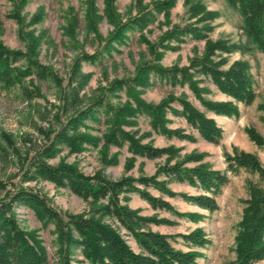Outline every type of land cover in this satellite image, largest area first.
<instances>
[{"label": "trees", "instance_id": "16d2710c", "mask_svg": "<svg viewBox=\"0 0 264 264\" xmlns=\"http://www.w3.org/2000/svg\"><path fill=\"white\" fill-rule=\"evenodd\" d=\"M5 1L13 5L11 18H16L18 11L27 3V0ZM101 1L102 16L97 14L95 0H85L88 5L84 15L85 29L92 32L100 44L97 52L82 54L72 64L65 85L55 96L57 105L50 111L53 122L45 128H36L41 139L36 140L27 133L15 137L0 131V170L2 173L7 172L4 180H0V264H48L46 249L36 232L19 226L15 207L30 211L43 226H52L55 237L54 264H195L199 256L197 252L176 250L171 247L168 236L147 229L148 225H170L172 222L139 216L136 211L120 204V200L135 195L152 210H161L175 217L185 216L195 221L198 215H181L166 201L152 196L147 190L152 189L167 198L178 197L183 203L213 212L217 209L215 197L227 183L226 173L234 175L238 169H243L256 172L260 178H264V169L253 155L236 151L232 156H225L226 167L222 173L203 164L185 166L198 163L201 159L199 154L188 155L183 161L169 165L175 151L140 144L142 139L149 136L148 133L137 136L135 131L129 133L122 129L123 126H135L136 118L141 116L155 135L190 143L195 141L196 136L203 142L216 145L221 139V129L209 115L236 119V105L248 106L252 103L255 94L246 63L237 61L223 69L225 59L220 55L227 53L231 47L223 41L211 42L207 39V33L211 30L208 22L214 14L205 11L198 1L183 0L188 18H193V22L183 27L173 25L151 43L143 32L148 31L158 16L162 17V23H157L158 26L168 25L169 11L176 0H154L148 4L134 0L136 13L130 16L129 9L123 22L112 6L114 0ZM225 2L229 9L240 16V29L246 43L254 46L264 57V0ZM41 17L42 11L38 9L30 21L37 23ZM102 18L113 27L107 38H102L96 29ZM130 32L137 33V41L146 45L151 61H144L141 56L132 78L114 79L106 88L85 93L89 74L81 72L80 63L95 64L102 55L110 58L119 52L118 47L126 44ZM41 36H33L32 31L28 32L24 53L9 50L0 43V90L15 89L23 100L30 101L39 94V86L34 84L32 78L38 82L56 79L51 71L35 60V48ZM185 38L204 41L201 57L190 59L188 66L182 68H163L158 65L163 52L178 49ZM247 44L243 50H249ZM156 82L170 87H185L198 107L187 100L183 91L178 95L169 92L156 104L140 99V94ZM204 82L226 100L206 99L204 95L207 89L199 86ZM120 93L126 100L115 106L110 100L119 99ZM50 112L42 113L36 109L35 113L40 120H45ZM167 115L182 120L188 132L180 128L169 129ZM101 125L103 130L100 138L92 135L91 131ZM245 133L250 142L258 147L264 146L263 140L252 129L247 128ZM98 143L116 149L125 146L131 155L147 160L168 157L154 175L135 179L123 177L108 180L99 173L85 175L63 162L48 164L61 150L78 153L85 146L95 148ZM10 166L15 168V172L7 171ZM15 179L16 182L11 184ZM36 181L50 183L86 201V212L60 214L39 193L22 187V184ZM167 183L184 184L201 193H173L165 187ZM8 186H12L11 190L6 189ZM249 188V199L245 201L233 239L235 259L229 264H253L264 258V188ZM106 217L114 219L129 235L137 248L136 252L128 247L116 231L103 223ZM176 236L190 247H203L208 242L199 229Z\"/></svg>", "mask_w": 264, "mask_h": 264}, {"label": "rangeland", "instance_id": "374dc122", "mask_svg": "<svg viewBox=\"0 0 264 264\" xmlns=\"http://www.w3.org/2000/svg\"><path fill=\"white\" fill-rule=\"evenodd\" d=\"M149 1L154 0H142V4H148ZM195 1H198L205 11L214 14V17L208 22L211 30L207 33V39L211 42L223 41L231 47L227 53L220 55L225 59L222 68L226 69L237 61L246 63L247 73L255 94L252 103L248 106L237 104L238 118L236 119L209 115L221 129V139L216 145L205 143L196 136L195 141L190 143L155 135L150 132L146 119L141 116L136 118L135 126H123L122 129L129 133L135 131L137 136L148 133L149 136L142 139L140 144H148L157 149L170 148L175 151L169 165L183 161L188 155L199 154L201 159L198 163L186 164L185 166L192 167L203 164L211 170L222 173L225 172L226 167L225 156H232L236 151L253 155L261 168L264 169V146L258 147L250 142L245 133V130L250 128L264 142V57L254 46L246 43L240 29L242 26L241 18L235 11L227 7L225 0ZM94 6L98 9L97 14L102 16V1L95 0ZM112 6L122 22L125 20L129 9L130 16L136 13L134 0H114ZM87 7L85 0H27V3L16 14L17 17L11 18L12 3L0 0V43L2 46L9 50L24 53L26 52V34L30 31H32L33 36L41 34V39L35 48V60L56 77L55 80L40 82L32 78L34 84L39 86V94L30 101L23 100L15 89L0 90V131L11 133L15 137L27 133L32 138L40 140L36 128H45L48 123L53 122L50 118L52 114L50 111L57 105L55 96L60 88L65 85L72 64L82 54L90 55L97 52L100 45L93 33L85 29L84 15ZM38 9H41L42 17L37 23H31L30 19ZM193 20V18H188L187 7L183 0H176L169 11V24L158 26L157 23L162 21V17L158 16L156 22L149 26L148 31L143 32V34L149 42L153 43L162 32L170 29L171 26L183 27ZM96 29L102 38H107L113 27L102 18L97 23ZM137 36V33H128L126 44L123 47H118L119 52L112 54L110 58L102 55L95 64L80 63L81 72L89 74L85 93L89 94L97 88H106L108 83L114 79L132 78L135 66L140 61L141 56H143L144 61H151L146 45L138 42ZM246 44L249 50H243ZM203 49L204 41L185 38L184 42L178 45V49L164 51L157 63L163 68L187 67L190 59L201 57ZM199 86L207 89V93L204 95L206 99L211 101L226 100L210 84L204 82L200 83ZM181 91L187 95V100L192 105L198 107L185 87H170L163 83L156 82L150 88L145 89L139 97L146 103L156 104L167 93L178 95ZM125 100L123 93H120L119 99L112 98L110 101L117 106L118 103H123ZM36 109L42 113L50 112L49 116H46L45 120H40L35 113ZM166 118L170 120V124L167 125L169 129L180 128L188 132L182 120L170 115H167ZM102 130L103 125L98 126L91 131V134L100 138ZM167 157L168 155L147 160L131 155L125 146L116 149L98 143L95 148L85 146L78 153L61 150L54 159L48 161V164L55 165L58 162H63L74 166L85 175L99 173L108 180H117L123 177L135 179L140 176L154 175L156 170L166 163ZM7 171L15 172V168L10 166ZM6 173H2L0 170V180H4ZM226 176L227 183L221 188L219 195L215 197L217 209L213 212L196 209L194 206L183 203L178 197L167 198L160 196L158 192L152 189L147 190L152 196L160 197L166 201L181 215H198L199 218L195 221L185 216L175 217L161 210H152L135 195L126 196L124 201L120 200V204L125 205L129 210L136 211L139 216L155 217L158 220L164 219L172 222L170 225H148L147 229L150 232L168 236L171 247L176 250L197 252L199 256L195 259V264H229L235 259L233 239L236 225L240 221L241 212L246 205L245 201L249 199V187L254 186L257 189H263L264 178H260L256 172L243 169H238L234 175L226 173ZM15 182L16 179L10 183L14 184ZM11 187L8 186L6 189L11 190ZM22 187L39 193L62 215L85 213L88 208L86 201L75 197L66 190L55 188L47 182H29L22 184ZM165 187L178 194L198 195L201 193L184 184L167 183ZM1 196L2 193H0V198ZM14 211L19 226L24 230L36 232L38 239L46 249L48 264H54L53 239L55 237L52 233V226L49 224L43 226L30 211L22 207H15ZM102 221L116 231L131 250L137 251L132 239L114 219L106 217ZM195 229H199L208 240L203 247H190L176 236L188 234ZM253 264H264V258Z\"/></svg>", "mask_w": 264, "mask_h": 264}, {"label": "crops", "instance_id": "0c3cea01", "mask_svg": "<svg viewBox=\"0 0 264 264\" xmlns=\"http://www.w3.org/2000/svg\"><path fill=\"white\" fill-rule=\"evenodd\" d=\"M211 116H213V117H215L214 115H211ZM216 117H219V116H216ZM206 143V142H205ZM196 208V207H195ZM196 209H198V208H196ZM199 210H201V209H199Z\"/></svg>", "mask_w": 264, "mask_h": 264}]
</instances>
